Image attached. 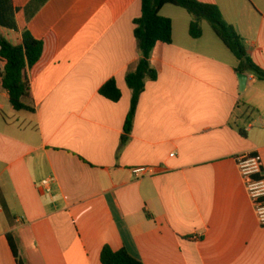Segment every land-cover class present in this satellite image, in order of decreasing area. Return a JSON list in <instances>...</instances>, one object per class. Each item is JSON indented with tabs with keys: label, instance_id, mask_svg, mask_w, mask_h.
<instances>
[{
	"label": "crops",
	"instance_id": "obj_1",
	"mask_svg": "<svg viewBox=\"0 0 264 264\" xmlns=\"http://www.w3.org/2000/svg\"><path fill=\"white\" fill-rule=\"evenodd\" d=\"M217 4L264 69V0ZM18 30L43 42L27 69L34 111L17 110L0 77V264H102L105 246L144 264H264V226L238 168L264 161V81L240 91L239 61L186 9L167 4L173 42L152 53L134 126L126 76L140 60L141 0H13ZM115 80L122 96L100 93ZM145 167L148 172L136 175ZM49 180V188L43 185Z\"/></svg>",
	"mask_w": 264,
	"mask_h": 264
},
{
	"label": "trees",
	"instance_id": "obj_2",
	"mask_svg": "<svg viewBox=\"0 0 264 264\" xmlns=\"http://www.w3.org/2000/svg\"><path fill=\"white\" fill-rule=\"evenodd\" d=\"M47 1L40 0L41 4ZM167 4L182 7L192 14L190 34L193 38L202 36V22L207 21L238 59L237 70L253 73L259 80L264 81V69L248 55L243 37L232 24L225 20L217 4L200 0H141L142 14L135 19V36L141 57L136 68L129 71L126 76L133 96L125 122L123 143L127 142L132 132L139 100L146 89L148 80L158 78V73L151 62L154 48L160 41L168 44L173 42V21L161 14V9ZM17 10L13 0H0V29L18 30ZM43 49V42L37 40L28 30L23 31L22 42L19 45L11 43L0 33V77L4 88L9 92L12 105L17 110L34 111V108L27 103L32 99L27 69L40 60ZM100 93L112 101H118L122 96L121 90L113 79L102 86ZM11 244L18 263L23 264L14 242L11 241ZM101 260L102 264H144L141 259L132 255L126 248L114 251L109 246L103 248Z\"/></svg>",
	"mask_w": 264,
	"mask_h": 264
},
{
	"label": "built area",
	"instance_id": "obj_3",
	"mask_svg": "<svg viewBox=\"0 0 264 264\" xmlns=\"http://www.w3.org/2000/svg\"><path fill=\"white\" fill-rule=\"evenodd\" d=\"M238 168L244 179L247 193L252 200L257 219L260 225L264 226V161L259 153L242 154L238 157ZM148 172L145 167L134 170L136 175H143ZM49 180H44L43 185L49 188Z\"/></svg>",
	"mask_w": 264,
	"mask_h": 264
},
{
	"label": "water",
	"instance_id": "obj_4",
	"mask_svg": "<svg viewBox=\"0 0 264 264\" xmlns=\"http://www.w3.org/2000/svg\"><path fill=\"white\" fill-rule=\"evenodd\" d=\"M239 81H240V91L244 92L249 83V75L243 72L238 74Z\"/></svg>",
	"mask_w": 264,
	"mask_h": 264
},
{
	"label": "rangeland",
	"instance_id": "obj_5",
	"mask_svg": "<svg viewBox=\"0 0 264 264\" xmlns=\"http://www.w3.org/2000/svg\"><path fill=\"white\" fill-rule=\"evenodd\" d=\"M207 22V21H206ZM208 23V22H207Z\"/></svg>",
	"mask_w": 264,
	"mask_h": 264
}]
</instances>
